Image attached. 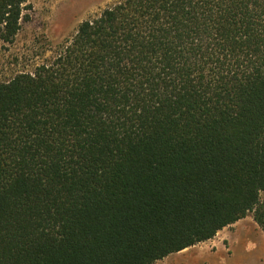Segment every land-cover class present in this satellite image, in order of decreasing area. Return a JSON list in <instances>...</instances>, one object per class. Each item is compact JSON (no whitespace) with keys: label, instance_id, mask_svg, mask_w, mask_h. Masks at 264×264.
<instances>
[{"label":"trees","instance_id":"16d2710c","mask_svg":"<svg viewBox=\"0 0 264 264\" xmlns=\"http://www.w3.org/2000/svg\"><path fill=\"white\" fill-rule=\"evenodd\" d=\"M0 0V42L23 4ZM264 231V0H118L0 82V264H154Z\"/></svg>","mask_w":264,"mask_h":264},{"label":"rangeland","instance_id":"374dc122","mask_svg":"<svg viewBox=\"0 0 264 264\" xmlns=\"http://www.w3.org/2000/svg\"><path fill=\"white\" fill-rule=\"evenodd\" d=\"M118 0H28L13 42H0V82L34 72L50 60L85 19ZM154 264H264V231L252 214L213 238L172 253Z\"/></svg>","mask_w":264,"mask_h":264}]
</instances>
